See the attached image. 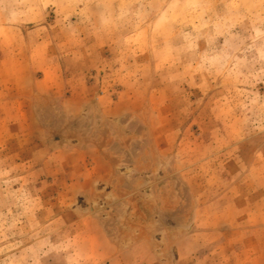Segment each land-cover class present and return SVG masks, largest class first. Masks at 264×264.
Wrapping results in <instances>:
<instances>
[{
	"label": "rangeland",
	"instance_id": "rangeland-1",
	"mask_svg": "<svg viewBox=\"0 0 264 264\" xmlns=\"http://www.w3.org/2000/svg\"><path fill=\"white\" fill-rule=\"evenodd\" d=\"M0 264H264V0H0Z\"/></svg>",
	"mask_w": 264,
	"mask_h": 264
}]
</instances>
